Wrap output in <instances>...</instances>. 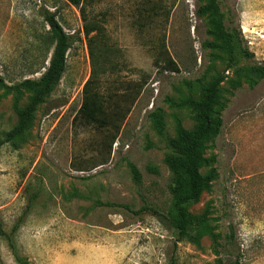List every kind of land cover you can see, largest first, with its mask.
<instances>
[{
  "label": "rangeland",
  "instance_id": "1",
  "mask_svg": "<svg viewBox=\"0 0 264 264\" xmlns=\"http://www.w3.org/2000/svg\"><path fill=\"white\" fill-rule=\"evenodd\" d=\"M220 2L225 25L254 54L234 67L211 18L198 14L199 0H87L88 17L103 23L106 43L116 49L118 67L101 78L100 91L108 98L129 83L144 85L110 147L111 129L74 123L91 71L80 8L66 0H0V134L16 126V107L31 100L20 84L38 80L48 66L53 50L50 39L43 42V7L75 38L28 141L0 152V264H21L1 234L11 235L18 223L13 239L24 264H264V79L241 70L264 66V23H256L264 0ZM167 56L179 72L166 69ZM218 75L225 80L215 116L223 127L207 143L213 162L201 169L215 178L187 207L192 214L209 210L218 238L198 245L179 240L153 212L168 214L172 179L167 143L150 113H163L171 137L178 122L195 129L197 113L184 103L202 99L203 85Z\"/></svg>",
  "mask_w": 264,
  "mask_h": 264
},
{
  "label": "trees",
  "instance_id": "2",
  "mask_svg": "<svg viewBox=\"0 0 264 264\" xmlns=\"http://www.w3.org/2000/svg\"><path fill=\"white\" fill-rule=\"evenodd\" d=\"M69 4L80 8L84 21L83 34L87 41L90 55V77L83 88V100L81 107L74 118V123L83 126H96L100 129H111L113 132L110 147L119 139L123 123L128 117L131 106L140 96L143 84H127V89L116 96L110 95L106 98L100 91V80L103 76L113 73L118 65L114 61L116 49L109 46L105 40V26L99 21L91 20L87 15V0H66ZM203 5L198 14L207 15L211 18L212 34L220 41L224 48L230 53V66L234 67L238 57L254 58V54L242 46L240 33L230 30L225 25L226 14L224 13L220 0H199ZM41 16L49 27L48 36L44 35L43 42L50 39L52 43L51 56L48 66L42 76L32 81L27 79L20 86L32 93L29 104L24 108L16 107L18 123L16 126L0 134V152L5 144H10L15 150H19L28 141V132L33 127L39 107L47 100L54 85L63 75L68 58V52L72 48L75 38L66 33L57 19V14L43 7ZM168 57V56H167ZM166 69L179 72L177 64L171 57L166 59ZM249 78L264 79V66H251L241 69ZM225 80L224 75H218L206 85H203V97L196 100L189 97L185 105L191 107L197 113V126L193 130L186 129L181 122L176 127V136L171 137L166 133L165 119L159 110L150 113V118L158 135L167 143V152L164 162L171 173L172 184L171 205L167 215H161L153 211L161 221L173 228L179 240H189L200 244L204 237H210L214 241L218 235L210 223L209 210L201 214H192L188 206L200 201L202 195L211 190L215 174L210 172L206 175L201 169L209 166L213 159L206 157L207 143L217 137L223 127L221 117L215 116V107L220 104L222 88ZM113 99V100H112ZM112 101V102H111ZM103 160L99 165H104ZM134 180L141 184L142 175L136 166H132ZM157 172L156 168L151 169ZM19 227V223L13 228L11 235L5 236L9 247L21 264L23 260L19 257L13 234Z\"/></svg>",
  "mask_w": 264,
  "mask_h": 264
},
{
  "label": "crops",
  "instance_id": "3",
  "mask_svg": "<svg viewBox=\"0 0 264 264\" xmlns=\"http://www.w3.org/2000/svg\"><path fill=\"white\" fill-rule=\"evenodd\" d=\"M258 17H256V23H258L259 25H258V28L260 27V25H262L263 26V23H264V18H261V19H257ZM261 20H263V22H261Z\"/></svg>",
  "mask_w": 264,
  "mask_h": 264
}]
</instances>
